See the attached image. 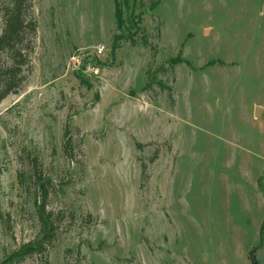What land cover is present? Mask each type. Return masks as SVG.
I'll list each match as a JSON object with an SVG mask.
<instances>
[{"label":"rangeland","instance_id":"1","mask_svg":"<svg viewBox=\"0 0 264 264\" xmlns=\"http://www.w3.org/2000/svg\"><path fill=\"white\" fill-rule=\"evenodd\" d=\"M33 16L26 79L0 99V264H264V0ZM35 156L57 235L7 263L40 237Z\"/></svg>","mask_w":264,"mask_h":264},{"label":"trees","instance_id":"2","mask_svg":"<svg viewBox=\"0 0 264 264\" xmlns=\"http://www.w3.org/2000/svg\"><path fill=\"white\" fill-rule=\"evenodd\" d=\"M0 15L4 26L0 36V50L5 52L9 63L4 65L1 77L2 91L0 99L20 88L26 79L25 70L30 64V54L33 51V37L36 33V21L33 16V0H8L0 4ZM119 24H123L117 10ZM115 40L114 47H117ZM38 187L37 213L41 231L39 239L24 245L19 251L8 258L7 263L23 259L34 252H43L45 245L54 241L57 235V225L54 212L48 208L50 178L43 174L41 163L34 157V172Z\"/></svg>","mask_w":264,"mask_h":264},{"label":"built area","instance_id":"3","mask_svg":"<svg viewBox=\"0 0 264 264\" xmlns=\"http://www.w3.org/2000/svg\"><path fill=\"white\" fill-rule=\"evenodd\" d=\"M105 46L104 45H100V46H97V49H96V54L97 55H100V54H102L104 51H105ZM73 60H76V61H73L74 62V66H75V68H77V69H80L81 68V64H82V61H81V55H78V56H75V57H73ZM86 69L88 70V71H92L94 74H96V75H98L99 74V68L98 67H92L91 65L89 66V65H87L86 66Z\"/></svg>","mask_w":264,"mask_h":264}]
</instances>
